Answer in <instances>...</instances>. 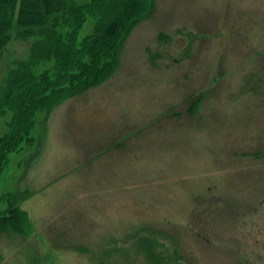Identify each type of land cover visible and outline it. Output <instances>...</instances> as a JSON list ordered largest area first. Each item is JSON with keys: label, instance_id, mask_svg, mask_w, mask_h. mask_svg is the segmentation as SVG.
Here are the masks:
<instances>
[{"label": "rangeland", "instance_id": "1", "mask_svg": "<svg viewBox=\"0 0 264 264\" xmlns=\"http://www.w3.org/2000/svg\"><path fill=\"white\" fill-rule=\"evenodd\" d=\"M144 1L112 73L9 154L0 219L28 227L0 230V264H264V0ZM38 29L14 23L0 52V138L9 75L48 55Z\"/></svg>", "mask_w": 264, "mask_h": 264}, {"label": "trees", "instance_id": "2", "mask_svg": "<svg viewBox=\"0 0 264 264\" xmlns=\"http://www.w3.org/2000/svg\"><path fill=\"white\" fill-rule=\"evenodd\" d=\"M77 1L0 0V52L14 23L39 28L38 35L44 40L40 42L48 50L46 57L33 54L29 63L20 64L9 75L2 92L1 106L12 117L9 132L0 138V172L9 154L21 146L34 128L36 113L52 105L61 92L81 93L112 73L124 37L152 10L144 0ZM88 17L96 19L95 26L78 42ZM40 57H52L55 62L50 72L36 77L32 65ZM17 211L0 219L3 233L17 236L15 230L27 229L25 213Z\"/></svg>", "mask_w": 264, "mask_h": 264}]
</instances>
